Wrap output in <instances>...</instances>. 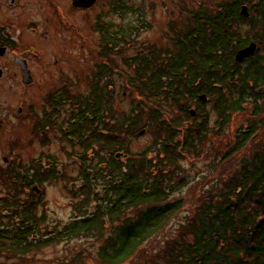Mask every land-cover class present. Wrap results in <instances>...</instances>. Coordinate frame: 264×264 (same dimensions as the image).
<instances>
[{
  "label": "trees",
  "instance_id": "trees-1",
  "mask_svg": "<svg viewBox=\"0 0 264 264\" xmlns=\"http://www.w3.org/2000/svg\"><path fill=\"white\" fill-rule=\"evenodd\" d=\"M244 4L249 7V18L241 14ZM196 16L204 21L196 23V29L192 30L196 32L190 38L194 46L182 49L177 59L172 58L170 63H177L173 69L167 70L161 64L155 68L157 64L143 51L141 56L137 55L140 78L135 87L143 94V100L123 115L122 124L120 120L108 124L117 132L129 135L141 126L157 129L160 135L156 136L154 145L163 144L156 153L159 163L151 160L139 163L136 159L121 162L113 157L108 166L103 162L92 167L95 174L91 177L86 168L89 166L86 161L91 159L86 154L80 173L83 182L73 205L74 220L62 230L48 228L43 233L40 224L47 221L45 211L38 215L37 207L26 202V206L21 205L23 209L12 213L15 221L0 225V259L24 258L63 239H102L108 226H112L114 233L98 251L99 260L102 264H122L184 207L182 199L171 201L170 196L186 183L182 177L176 180V169L182 168L180 161L185 150L199 157L198 148L204 145L211 129H226L232 115L244 111L249 101L254 108L252 117L236 131L225 161L244 152L249 140L264 128V92L254 88L264 84V0H222L214 11ZM235 24L240 30L246 28V32L240 33ZM235 41L240 47L256 42L257 55L240 64L234 58ZM231 70L235 72L230 75ZM229 77L237 82L234 89L225 85ZM195 86V96L203 88L213 97L215 127L209 125V119L200 111L192 120L184 103L175 105L180 111L174 114L172 124L162 113L164 104L155 101L169 99L177 89L187 92ZM101 102V98L94 100L97 113L102 112ZM91 105L89 102L87 106L90 113ZM200 117H205L201 123L197 122ZM79 118V121L86 119ZM99 122L104 123L102 117ZM184 125L187 129L183 133ZM118 138L110 137L111 151L117 149L114 146ZM121 144L124 145L122 138ZM148 150L153 151L151 147ZM98 155L102 160V155ZM171 166L174 168L169 170ZM222 174L226 177H221L218 192L201 200L195 214L187 217L181 241L170 246L168 264H264V136L250 155L249 151L242 155L228 177L224 171ZM100 183L104 186L99 191ZM78 257L84 262L81 253Z\"/></svg>",
  "mask_w": 264,
  "mask_h": 264
},
{
  "label": "flooded vegetation",
  "instance_id": "flooded-vegetation-1",
  "mask_svg": "<svg viewBox=\"0 0 264 264\" xmlns=\"http://www.w3.org/2000/svg\"><path fill=\"white\" fill-rule=\"evenodd\" d=\"M120 2L125 8V1ZM162 2L167 7L176 3ZM175 7L182 8V16L178 15L161 32L165 42L152 41L155 68L160 62L167 70L173 69L177 63L167 61L189 46L190 18L185 14L188 3L177 2ZM91 8L76 6L73 0H0V189L11 183L23 189L21 198L39 200L45 191L47 173L53 175L51 172L57 171L44 162L50 137L62 140L71 136L70 143L68 138L65 142L76 147L72 135L78 117L91 119L93 98H106L105 88L110 84H124V77L116 74L119 65L112 62L125 51L120 47L125 45V39L119 36L125 32L126 16H116L119 20L112 22L105 20L102 31L96 30L100 37L95 41V26L87 21ZM69 41H80L86 61H91L81 75H77V70L72 75L66 65L71 53ZM82 82L88 85L89 93L80 96L79 102L75 95ZM185 91L177 89L169 99L160 101L190 103L193 99ZM201 93H196V108L204 103ZM104 125H108L107 118ZM51 159L54 162V157ZM12 174L14 179L10 178Z\"/></svg>",
  "mask_w": 264,
  "mask_h": 264
},
{
  "label": "rangeland",
  "instance_id": "rangeland-1",
  "mask_svg": "<svg viewBox=\"0 0 264 264\" xmlns=\"http://www.w3.org/2000/svg\"><path fill=\"white\" fill-rule=\"evenodd\" d=\"M119 0H98L97 3L91 8L89 14V23L94 26L97 23V17H106L107 20L113 21L119 20L116 18V2ZM122 1V0H120ZM126 6L125 23H133L136 25L139 16H145V21L148 23L149 27L143 29L141 37L147 40L161 39L162 31L168 29L170 22L176 21V17L180 16V8L175 7L178 3L185 1L188 3L187 8L189 14L193 15L197 12L208 13L214 11L216 7L221 3L222 0H174L175 6L169 5L165 6L162 0H124ZM199 4L202 6L199 8ZM135 5H138L135 7ZM132 6V7H131ZM143 10L139 13L135 9ZM84 16V12H81ZM175 17V18H174ZM143 22V21H141ZM122 23V22H117ZM143 26V25H142ZM237 28V27H235ZM96 29V28H95ZM92 30V37L94 40H98L100 37L96 30ZM243 32H246V28H243ZM240 32V30H239ZM245 35V34H244ZM156 40L159 43L165 42ZM80 41L77 43L69 41L67 43L68 50L71 51L69 54L67 66L69 72L74 75V70H77V75H81L84 71L83 67L90 64L86 61L84 55L86 51L80 46ZM95 50V45L93 46ZM136 50H129L128 52L133 55ZM112 56V54H111ZM117 57L120 54H116ZM88 63V64H87ZM96 64V61H92ZM89 93V87L86 83L82 82L81 87L77 88V96H87ZM78 94V95H77ZM110 101L112 106L117 112H127L130 111L135 105H139L138 102L143 100V94L135 91L129 84H116L114 92L109 91ZM248 104V103H247ZM148 105H151L148 102ZM244 111L236 112L232 115V121L228 127L224 130H213L211 131L204 141V145L199 147L200 156L197 157L195 154L190 153L189 150H185L183 158H181L180 164L182 166L181 170L176 169L177 179L183 178L186 183L179 187L175 193L170 196V200L182 199L184 201V207L178 212V214L164 227V229L159 232L156 236L147 240L136 253L126 260L122 264H168L167 261L170 246L179 243L181 241V230L184 229L187 217H192L197 209V206L201 203V200H205L211 194L218 192V188L221 186L220 179L224 171L228 177L235 168L237 162L240 160L245 152L249 151V155L258 147L259 142L264 136V128L252 137L247 144V149L244 152L235 154L232 159L225 161L227 158L225 156L229 147L233 145L234 137L236 131L240 127H244L246 120L252 117L253 106L246 105ZM172 110L177 113V107L172 104ZM206 110L210 114V125L215 127V120L217 119V114H215L213 105L208 104ZM118 117L122 114L118 113ZM167 119V116L165 117ZM264 119V116L262 117ZM145 130L141 135H137L140 131ZM135 135H130L131 141L129 147L134 153L144 152L151 144H153L158 134L157 129L154 127H144L141 126L139 131ZM156 147H162L163 144L157 143ZM128 146V143H127ZM153 147L154 144H153ZM71 151H75V154H70ZM153 152L156 153L155 148ZM217 152V157L216 153ZM45 153L54 157L57 161L64 164V172L61 176L57 178H52L46 180L44 197L41 199V203L44 204V210L46 211L47 221L42 225V229L53 228L54 226L58 230L64 229L67 225L74 220V203L77 201L76 193L79 192V188L82 185V179L79 178L78 181H69L71 178L79 176L82 170L81 161V147H69L65 142V139H59L58 136L50 137V142L47 143L45 147ZM108 151H103V155L107 157ZM155 154H153L154 156ZM153 156L149 157V161H153ZM98 163V162H97ZM96 163V165H97ZM159 163V160H157ZM214 166H211V164ZM218 164V165H217ZM171 166L169 170L173 169ZM183 169V170H182ZM179 175V176H178ZM188 180V181H187ZM11 186V185H10ZM11 187H6L0 189L3 193L9 191ZM100 191V188H99ZM200 202V203H199ZM42 211L43 207H40ZM1 213V212H0ZM0 219L3 222L7 221L0 214ZM15 219V218H14ZM14 221V220H13ZM114 227L108 226L105 236L102 239L96 238H80L78 240H68L63 239L62 242L53 244L47 247H43L39 252H33L27 254V257L11 258L9 260L0 259V264H102L99 260L98 251L101 247L107 244V237L113 235ZM83 255V260L79 259V254Z\"/></svg>",
  "mask_w": 264,
  "mask_h": 264
},
{
  "label": "water",
  "instance_id": "water-1",
  "mask_svg": "<svg viewBox=\"0 0 264 264\" xmlns=\"http://www.w3.org/2000/svg\"><path fill=\"white\" fill-rule=\"evenodd\" d=\"M74 1H75V4L77 3V4L88 6V5H91L92 3H94L96 0H74ZM245 10H246V8L244 7V9H243L244 13L246 12ZM255 49H256V45L253 43L249 47L239 51L237 58L239 60H242L244 57L250 56L251 54H253Z\"/></svg>",
  "mask_w": 264,
  "mask_h": 264
}]
</instances>
